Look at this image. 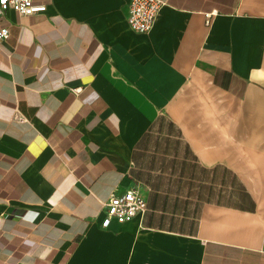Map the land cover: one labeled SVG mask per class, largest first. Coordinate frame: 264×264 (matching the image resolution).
Listing matches in <instances>:
<instances>
[{
  "label": "crops",
  "instance_id": "obj_1",
  "mask_svg": "<svg viewBox=\"0 0 264 264\" xmlns=\"http://www.w3.org/2000/svg\"><path fill=\"white\" fill-rule=\"evenodd\" d=\"M32 1L0 16V264H264V0H162L147 33Z\"/></svg>",
  "mask_w": 264,
  "mask_h": 264
},
{
  "label": "built area",
  "instance_id": "obj_2",
  "mask_svg": "<svg viewBox=\"0 0 264 264\" xmlns=\"http://www.w3.org/2000/svg\"><path fill=\"white\" fill-rule=\"evenodd\" d=\"M164 5L162 0H130L126 19L129 27L138 33L149 32L156 17ZM44 4L32 0H0V16L7 9H12L22 15H32L44 11ZM8 28L0 26V43L8 37ZM146 209V200L137 187H131L120 194L112 193L104 202V215L101 226L107 227L112 219L121 223ZM264 251V246L262 248Z\"/></svg>",
  "mask_w": 264,
  "mask_h": 264
}]
</instances>
